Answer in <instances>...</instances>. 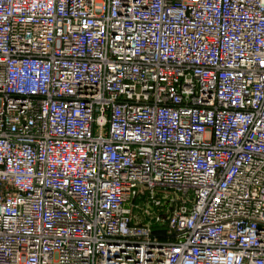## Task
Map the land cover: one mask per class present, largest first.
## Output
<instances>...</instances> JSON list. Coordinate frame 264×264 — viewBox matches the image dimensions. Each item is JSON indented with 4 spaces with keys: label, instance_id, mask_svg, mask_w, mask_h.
Returning a JSON list of instances; mask_svg holds the SVG:
<instances>
[{
    "label": "built area",
    "instance_id": "2783aa9c",
    "mask_svg": "<svg viewBox=\"0 0 264 264\" xmlns=\"http://www.w3.org/2000/svg\"><path fill=\"white\" fill-rule=\"evenodd\" d=\"M0 264H264V0H0Z\"/></svg>",
    "mask_w": 264,
    "mask_h": 264
},
{
    "label": "water",
    "instance_id": "95a60500",
    "mask_svg": "<svg viewBox=\"0 0 264 264\" xmlns=\"http://www.w3.org/2000/svg\"><path fill=\"white\" fill-rule=\"evenodd\" d=\"M152 234L153 236H158V235H161L162 233L153 232Z\"/></svg>",
    "mask_w": 264,
    "mask_h": 264
}]
</instances>
